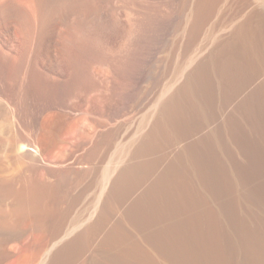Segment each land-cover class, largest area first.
<instances>
[{
    "label": "crops",
    "instance_id": "0c3cea01",
    "mask_svg": "<svg viewBox=\"0 0 264 264\" xmlns=\"http://www.w3.org/2000/svg\"><path fill=\"white\" fill-rule=\"evenodd\" d=\"M190 12L157 50L116 57L18 132L30 224L13 231L30 240L0 231V264L202 263L219 221L185 175L261 122L264 0H196Z\"/></svg>",
    "mask_w": 264,
    "mask_h": 264
},
{
    "label": "rangeland",
    "instance_id": "374dc122",
    "mask_svg": "<svg viewBox=\"0 0 264 264\" xmlns=\"http://www.w3.org/2000/svg\"><path fill=\"white\" fill-rule=\"evenodd\" d=\"M195 2L0 0V231L8 242L29 237L13 231L30 224V203L19 200L30 164L16 150L18 132L82 92L116 57L157 50L164 35L192 17ZM138 72L130 63L122 70L129 82ZM259 118L244 138L185 175L219 221L200 264H264V113Z\"/></svg>",
    "mask_w": 264,
    "mask_h": 264
},
{
    "label": "bare ground",
    "instance_id": "6f19581e",
    "mask_svg": "<svg viewBox=\"0 0 264 264\" xmlns=\"http://www.w3.org/2000/svg\"><path fill=\"white\" fill-rule=\"evenodd\" d=\"M131 29H133V28H131ZM130 33V32H129Z\"/></svg>",
    "mask_w": 264,
    "mask_h": 264
}]
</instances>
